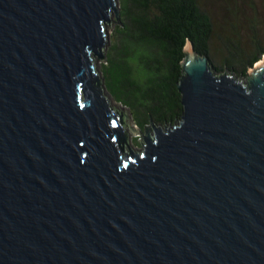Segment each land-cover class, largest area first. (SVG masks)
<instances>
[{"label":"water","instance_id":"obj_1","mask_svg":"<svg viewBox=\"0 0 264 264\" xmlns=\"http://www.w3.org/2000/svg\"><path fill=\"white\" fill-rule=\"evenodd\" d=\"M117 18L0 0V264H264V59L241 77L189 41L181 120L143 132L99 65Z\"/></svg>","mask_w":264,"mask_h":264},{"label":"trees","instance_id":"obj_2","mask_svg":"<svg viewBox=\"0 0 264 264\" xmlns=\"http://www.w3.org/2000/svg\"><path fill=\"white\" fill-rule=\"evenodd\" d=\"M246 5L251 13L245 19L234 14L218 24L205 0H119L118 22L101 64L107 91L141 128L179 122L184 106L178 82L189 41L217 71L241 77L264 56V19L254 0ZM243 22L251 31L248 48L242 47ZM216 41L226 51L221 66L210 55Z\"/></svg>","mask_w":264,"mask_h":264},{"label":"rangeland","instance_id":"obj_3","mask_svg":"<svg viewBox=\"0 0 264 264\" xmlns=\"http://www.w3.org/2000/svg\"><path fill=\"white\" fill-rule=\"evenodd\" d=\"M250 1H252V0H236L232 3V0H205V3H206V6H208L211 9L214 20L218 24H224V20L232 19L234 17V14H239L241 16V19H245V15L249 16L251 12H249L250 10L248 9V6L246 4H247V2H250ZM254 1H255L256 5H258V7L256 6L257 9L259 8L258 9L259 10V12H258L259 17L261 19H264V0H254ZM236 2L238 3L237 9L231 11L232 5L235 4ZM237 11H239V12H237ZM237 18H238V16H237ZM116 25H117V23L112 21V23L108 26L109 43L106 45V48L104 50L105 54L107 51V47L110 44L112 34H113V31H114ZM242 26L244 28L243 33H245L244 38H243L244 42L242 43V47L248 48V46L250 45L249 43L251 41L250 37H249V35L251 34V31L249 29H247L248 27H247L245 22L242 23ZM263 28H264V23L261 26V29H263ZM225 54H226L225 49H223L221 44L217 43V41H216V43H214V45L212 47V51H211L210 55H211L213 61L215 62V64L217 66L222 65V61L225 57ZM263 59H264V56H262L261 59L258 62H256L255 65L259 64V62H261ZM103 62L104 61H101V60L99 61L100 67H101V64ZM253 67H251L250 69H252ZM221 70L227 71L225 69H221ZM114 105L117 108H119L121 111H128L127 115H128L129 124L133 128H135V129L141 128L140 125H138L135 122V119L132 116V113L127 106H125L124 104H122L120 102H117L116 100H114ZM155 125L157 126V124H155ZM142 139H143V136L141 135V133L139 131H134V130L129 131V140H130V144H131L133 149H141L142 148V142H141Z\"/></svg>","mask_w":264,"mask_h":264},{"label":"flooded vegetation","instance_id":"obj_4","mask_svg":"<svg viewBox=\"0 0 264 264\" xmlns=\"http://www.w3.org/2000/svg\"><path fill=\"white\" fill-rule=\"evenodd\" d=\"M140 129H141V131H143V132L145 131V127H144L143 129H142V128H140Z\"/></svg>","mask_w":264,"mask_h":264},{"label":"bare ground","instance_id":"obj_5","mask_svg":"<svg viewBox=\"0 0 264 264\" xmlns=\"http://www.w3.org/2000/svg\"><path fill=\"white\" fill-rule=\"evenodd\" d=\"M262 62V61H261ZM260 63V62H259Z\"/></svg>","mask_w":264,"mask_h":264}]
</instances>
